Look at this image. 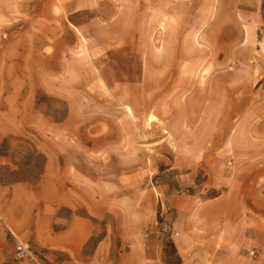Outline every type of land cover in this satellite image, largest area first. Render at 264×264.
<instances>
[{
    "label": "rangeland",
    "instance_id": "obj_1",
    "mask_svg": "<svg viewBox=\"0 0 264 264\" xmlns=\"http://www.w3.org/2000/svg\"><path fill=\"white\" fill-rule=\"evenodd\" d=\"M262 105L264 0H0L1 186L50 159L107 264L144 234L150 264H180L168 198L219 196L246 153L263 168Z\"/></svg>",
    "mask_w": 264,
    "mask_h": 264
},
{
    "label": "crops",
    "instance_id": "obj_2",
    "mask_svg": "<svg viewBox=\"0 0 264 264\" xmlns=\"http://www.w3.org/2000/svg\"><path fill=\"white\" fill-rule=\"evenodd\" d=\"M262 160L259 154L246 153L239 163L231 162L234 172L222 183L226 190L213 199L168 198L175 214L170 230L180 264H264ZM49 164L50 159L42 183L36 186L14 182L3 189L0 181V257L7 259L4 264H31L13 259L14 236L51 264H107L106 250L116 247L114 237L102 236L104 228L90 217L94 216L90 211L88 215L75 212L83 202L51 181ZM238 175L249 178L239 183ZM6 188L10 198H6ZM148 238V234L141 235L129 245L128 254L138 257L137 264H150ZM117 251L120 264L125 252L123 248Z\"/></svg>",
    "mask_w": 264,
    "mask_h": 264
},
{
    "label": "built area",
    "instance_id": "obj_3",
    "mask_svg": "<svg viewBox=\"0 0 264 264\" xmlns=\"http://www.w3.org/2000/svg\"><path fill=\"white\" fill-rule=\"evenodd\" d=\"M15 253L13 255V259L16 261H23V260H30L33 264H42L39 259L34 255V253L31 251L29 245L24 243L23 241L19 240L17 237H15ZM251 255L253 257H258L257 253L255 251L251 252ZM6 258L0 257V264H4L6 262Z\"/></svg>",
    "mask_w": 264,
    "mask_h": 264
},
{
    "label": "trees",
    "instance_id": "obj_4",
    "mask_svg": "<svg viewBox=\"0 0 264 264\" xmlns=\"http://www.w3.org/2000/svg\"><path fill=\"white\" fill-rule=\"evenodd\" d=\"M0 181L3 183V178H2L1 172H0Z\"/></svg>",
    "mask_w": 264,
    "mask_h": 264
}]
</instances>
